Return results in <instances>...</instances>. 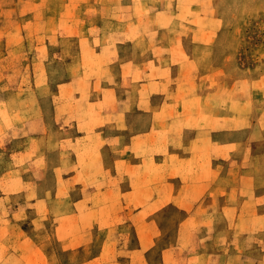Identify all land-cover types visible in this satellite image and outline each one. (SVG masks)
Listing matches in <instances>:
<instances>
[{"label":"crops","instance_id":"1","mask_svg":"<svg viewBox=\"0 0 264 264\" xmlns=\"http://www.w3.org/2000/svg\"><path fill=\"white\" fill-rule=\"evenodd\" d=\"M225 2L93 15L0 137V264H264V82Z\"/></svg>","mask_w":264,"mask_h":264},{"label":"rangeland","instance_id":"2","mask_svg":"<svg viewBox=\"0 0 264 264\" xmlns=\"http://www.w3.org/2000/svg\"><path fill=\"white\" fill-rule=\"evenodd\" d=\"M225 3L235 5L225 13L235 21L227 30L237 39L239 66L244 65L246 69L254 64L250 76L258 83L264 82V78L261 80L264 71V0H226ZM117 5L118 0H0L2 139L11 129L13 120L21 121L18 116L13 118L11 111H16L18 106L22 108V100L27 108L35 97H52L57 66L61 58L70 60L76 51L86 50L85 37L94 33L90 28L93 15L101 10V16L106 17L105 8ZM8 99L14 104L9 108ZM17 147L14 145L12 149ZM1 150L5 152L4 147ZM141 259H144V253Z\"/></svg>","mask_w":264,"mask_h":264}]
</instances>
